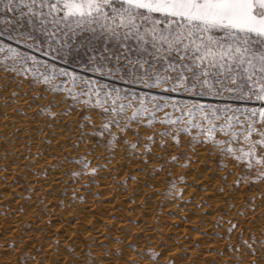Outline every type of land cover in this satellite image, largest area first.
Here are the masks:
<instances>
[{"label":"rangeland","instance_id":"374dc122","mask_svg":"<svg viewBox=\"0 0 264 264\" xmlns=\"http://www.w3.org/2000/svg\"><path fill=\"white\" fill-rule=\"evenodd\" d=\"M26 11V8H20L15 13V19L19 20L20 12ZM13 18V13L6 12L3 8V0H0V47L4 49L0 51L2 83L13 85L10 92L12 96L16 91L20 92V88H24V94L28 95L30 105L39 119L49 123L57 117L60 126H65L62 128L75 127L72 132L73 137L68 141L69 150L60 155H53L51 158L62 167H66L63 173L66 179L63 178L62 185L53 184L50 189L40 192L38 200L34 202L37 204L38 214L43 215V219L47 223H55L48 217V202L56 208H62L64 204L67 206L70 204V208H78L84 205V200L88 199L90 194L96 203L105 202L106 200L101 199L99 194L102 190L98 189V180L100 173L104 168L106 169V162L109 163L117 156L116 160H122L123 166L121 170H118L119 173L113 171L109 175V178H113L115 188L118 189L117 193H113V197L116 198L119 194H124L130 204L128 209L132 211L130 208L134 206L142 213L137 218H127V222L131 225L137 226L146 216L149 218L151 215L150 218L152 217L151 219L155 221L162 218L163 225H171L178 230L182 227V229L186 228L187 232L194 234V238L206 240L209 245H212L217 239L234 238V247L226 246L219 252L217 251L219 254L224 251L227 252L224 254H232L231 248L238 247L250 256L252 253L248 245H252L257 251L261 250L262 238H264V203L259 202L262 207L260 206L256 217L261 222L259 225L261 228L258 226L257 231L252 232L246 229L244 231L247 233L244 234V231L242 233L239 230L240 228H234L229 223L236 220L235 218H239L238 216L242 218L246 212L252 211L255 201L258 202L261 199L264 201V179H256L259 172L264 170V165L257 163V158L264 157V144L259 143L264 138L261 136V133H264V120H261L258 111L264 109V101L257 100L255 96L249 99L239 92L229 93L226 91L219 96H193L190 93L165 90L163 87H146L144 84L134 82L131 77L121 80L116 78L119 73L105 75L95 72L91 70L88 57L84 54L83 49L74 47L71 55L65 54L67 46L64 50L60 47L64 38L51 23L42 24L41 17H36L33 23H29L28 17L25 16L19 23L14 24L12 23ZM49 21H51V17H49ZM58 24L60 29H64L62 22L58 21ZM53 31H55V36L50 37V33ZM68 35L71 36V32ZM75 42L76 38H73L69 44L74 45ZM9 45L16 50L19 54L18 57L8 51ZM113 47H118V44H113ZM21 58L26 63H21ZM13 68L16 69L15 72L12 71ZM45 77L49 78L48 84L44 83ZM36 96H39L40 99H35ZM169 97L172 99H167ZM141 98L143 99L141 100ZM173 103L181 106L185 104L190 106L192 103L202 104L205 106L204 110L208 112L211 110L207 106L211 105L217 109L216 116L219 118L213 117L210 121H204L199 112L189 117L186 112L182 114L181 110L174 109ZM49 108L52 112L57 113L54 118L49 114ZM113 108L116 111H112ZM17 112L20 111L17 110ZM166 113L169 115L166 116ZM178 117H182L178 124L163 122L166 119L175 121ZM106 122H113L110 132L115 134V140L109 130L102 129L101 126ZM116 122H119L123 131L117 129ZM48 123L45 128L49 132L52 127ZM226 123L231 124L230 129L223 127ZM213 124L215 128L212 130V136L209 137L208 131ZM185 128L188 130L185 131ZM98 131H104V137L94 135ZM164 132L178 135L180 137L179 147L175 146L170 135L162 136ZM149 136L154 137L156 144L162 139L166 143L163 149L152 146L151 153L147 157L148 163L143 164L142 160L145 157L142 154L145 152L144 146L149 144L147 140ZM245 137H249V139H245ZM217 142L222 143L218 144ZM131 143H136L137 148L133 149ZM253 144L255 145V154L252 157L253 167L249 169L246 166L247 157L241 160H236L235 157L243 156V153L248 152ZM228 148H231L232 151L223 150ZM114 149L119 151L115 152V155L113 154ZM95 150L100 153H96ZM177 153L181 157L179 162H171L168 157ZM85 154H88L87 158L92 161L93 166H100L96 182L87 188L81 187L83 180L87 179L86 176L83 180L72 176V171L79 168V165L74 161ZM118 156H121L122 159ZM154 157L160 158L155 160ZM160 164L164 165L163 170L157 167ZM238 176L242 182L236 185L233 182ZM204 178L207 180V186L210 187L211 196H205ZM0 179L2 180V177ZM128 181L131 183L130 188L127 187ZM4 185L6 190L9 182H5ZM1 190L0 194H2ZM77 190L84 191L77 193ZM19 191L21 197L30 198L31 189L27 182L23 181ZM11 193L12 196L18 195L14 191ZM46 196L50 200H46ZM235 198L240 204L238 203L239 205L232 208L233 202L231 201H234ZM213 199L216 206L212 212H207V218L204 216L206 218L204 219L203 209L206 206L210 207L214 202ZM6 206L7 203L0 198L1 211ZM122 207V205H115L116 209ZM183 210L188 211V215H180L179 213ZM92 212L94 213V211L90 213ZM242 212L244 213L242 214ZM231 216L235 217L232 219ZM191 219H195L197 224H191L193 222ZM176 221L178 222L176 223ZM69 227H71L70 231L74 230L72 240L76 239L78 243L72 244L70 240L69 243H62L56 249L54 244L50 245L51 247H43V249L40 247L42 250L52 248V250H48V253H42L43 251L38 249L37 243H35L32 248L33 252L23 251L15 256L17 261L15 262L31 264L29 260L36 259L35 261L39 264H71V262L72 264H104L102 259L94 257L89 252L91 247L99 250L102 257H107L108 248L112 247L110 251L112 256L116 257L115 264H133V262L135 264H171L170 261L181 262V260L194 259L191 248L178 244V241H174L172 238H169L170 246L165 245L161 250L157 249L155 247L157 244H154L153 240L155 239L153 232L157 230L156 228L145 230L144 233L138 232L136 228L130 230V227L118 226L114 230L112 227H108L104 236L108 241L113 242V245L110 246L106 241H97L87 233H83L79 226L68 225L67 228L70 229ZM29 228L33 227L27 226L25 231ZM85 228L90 229V226ZM33 230L37 233L42 232L41 228L39 230L33 228ZM113 230L117 232L112 233ZM120 234L121 241L119 240ZM147 234L150 238L152 235L153 239L150 240ZM192 238L191 235L189 237L192 240L191 245L197 247V240ZM48 241L49 238L44 236L40 243L42 245ZM244 241H248V245ZM158 244L162 245L161 242ZM78 250L81 257L77 255ZM164 251L165 253H163ZM153 253L156 255H152ZM204 258L207 260L206 264H222L221 261L217 263L209 257Z\"/></svg>","mask_w":264,"mask_h":264},{"label":"snow or ice","instance_id":"6c2138e0","mask_svg":"<svg viewBox=\"0 0 264 264\" xmlns=\"http://www.w3.org/2000/svg\"><path fill=\"white\" fill-rule=\"evenodd\" d=\"M3 8L13 13L14 24L25 16L29 23H33L36 17L42 18V24L51 23L64 38L60 47L64 50L67 46L65 54L71 55L74 47L83 49L92 71L105 75L119 73L116 78L121 80L131 77L146 87H163L193 96H219L226 91L264 101V0H39V4L38 0H3ZM20 8L27 11L20 12L17 20L15 13ZM58 21L64 24V29L59 28ZM54 36L55 31L50 33V37ZM73 38H76L75 44H69ZM113 44L118 47L114 48ZM3 50L0 47V51ZM8 51L19 56L10 45ZM20 62L26 63L22 58ZM49 82L45 77L44 83ZM34 98L40 99L39 96ZM172 107L181 110L182 114L186 112L189 117L199 112L204 121L219 118L217 109L211 105L207 106L211 112L196 103L190 106L173 103ZM111 110L116 111L115 108ZM48 111L52 117L57 115L50 108ZM258 111L264 120V109ZM181 119L163 122L178 124ZM112 123L106 122L101 127L110 132ZM115 126L123 131L119 122ZM223 127L230 129L231 124L226 123ZM214 128L213 124L208 131L209 137ZM110 134L115 140V134ZM94 135L104 137V131ZM167 135L179 147L180 137L174 133H162V136ZM261 136L264 137V133ZM147 140L149 144L144 146L143 164L148 163L152 146L164 148L166 143L162 139L156 144L153 136ZM259 143L264 144V138ZM131 147L136 149L137 144L131 143ZM223 150L232 151L231 148ZM254 154L253 144L248 152L235 159L247 157L246 166L251 169ZM87 157L85 154L77 158L74 162L79 168L72 171V176L79 180L87 177L81 185L83 188L96 182L100 167L93 166ZM180 158L179 153L168 157L173 163H178ZM257 163L264 165V157L257 158ZM157 167L163 170L164 165ZM256 179H264V170ZM241 182L238 176L233 183L238 185ZM244 243L248 245V241ZM248 247L255 256L257 249L252 245ZM261 254L264 255V238ZM250 264H257V261L253 259Z\"/></svg>","mask_w":264,"mask_h":264},{"label":"bare ground","instance_id":"6f19581e","mask_svg":"<svg viewBox=\"0 0 264 264\" xmlns=\"http://www.w3.org/2000/svg\"><path fill=\"white\" fill-rule=\"evenodd\" d=\"M12 86L13 85H11L10 83L9 84L2 83L0 76V177H2V180L0 179V190L2 189L1 190L2 194H0V198H2V200L7 203V206L6 208H4V210L1 211V207H0V264H17L16 263L17 261L15 260V256H18V254L22 253L23 251H27L28 253L33 252L32 248L35 246V243H37L38 249L41 248L43 249V247L46 246L51 247L53 246L52 244L55 245L54 247L56 249L59 248V246L62 243H69L70 240L72 244H74L75 242H77L76 239L72 240L74 230L70 231L71 227H69L70 229H68L67 228L68 225L70 226L72 225L73 227L79 226L82 229L81 231H83V233H87L88 236L94 238L97 241H106L108 244H110V246L113 245V242L108 241L106 236H104L108 227H112L114 230L118 226L130 227V230L136 228L138 232L139 231L144 232L145 230H151L152 228H156L157 230L155 232L152 231L155 234L153 236L155 239L152 238V235L151 238L154 240V244H157L155 246L157 249L160 248L159 250H161L162 247L165 245L170 246L169 238H172V240L174 239V241L177 240L178 244L180 243V245L181 244L186 245L187 248H191V250H193L191 254L193 253L192 255L194 259L190 258L192 260H183V261L181 260V262L170 261L171 264H206L207 260L204 257H209L217 263L221 261L222 264H250V262L253 259L257 261V264H264V255L261 254V250L257 251L255 256L253 255L248 256L247 253L244 252L241 248L240 249L238 247L233 248L234 238L232 237L225 239H217L216 237L217 240H214V243L212 245H209L206 243V240H204L205 241L204 242L202 239L194 238L195 237L193 236L194 234L191 232H187L185 227H184L185 229H182L183 228L182 227L181 229L179 228L178 230L172 227L171 225L170 226L163 225L162 218L160 220L155 221L151 219L152 217L150 218L151 215L149 216V218L146 216L143 219V221L140 222L139 225L137 226H133L131 225V223H128L127 222L128 217L137 218L142 213H140V210H137V208L134 206L130 208L132 211L128 209L130 204L128 203L127 199H125L126 196L124 194H122L124 195L122 196L121 194L118 193L119 195L117 197L119 198L113 197V193L115 192L117 193L118 189L115 188V183L112 181L113 178L112 179L109 178V175L113 171L115 172L117 171V173H119L118 170H121L123 166L122 160L120 161L119 159L116 160L117 156L116 158L113 157L115 159H113L109 163L106 162V169L104 168V170L100 173V177L98 180L99 181L98 189L102 190L101 192H99V194L101 195L100 196L101 199L106 200L105 202L96 203L93 197H91L92 194H90L91 196L88 199L84 200L83 202L84 205L83 206L81 205L78 208H70L69 206L70 204H68V206L64 204L62 208H56L48 202L47 203L48 217L50 220H54V222L57 224L55 225V223H47L43 219V215L41 216L40 214H38L37 204H35L34 202L38 200V195L40 194V192L50 189L53 184H61L62 181L66 179L64 178L63 175L66 167L65 168L62 167L61 164L54 162L51 158L53 155H60L64 151L69 150L68 141L73 137L72 132H74L75 127L72 126L70 129L69 128L64 129L62 128L64 125L62 127L60 126L59 119L57 117L56 118L53 117L54 119H52L49 123L47 122L52 127V129L49 130L48 132V130H46L45 128L47 127V123L44 120L39 119L35 115L32 109V105H30L31 103L29 102L30 99H28V95L24 94L23 91L24 88L23 89L20 88V92L15 90L16 92L15 94H13L14 96H12L10 94L11 89L13 88ZM30 97L31 96H29V98ZM17 110H19L20 112H17ZM117 151H115L114 149L113 154ZM95 157L97 158V156ZM118 157L121 158V156ZM23 181L27 182L28 185L30 186L31 189L30 198L25 199L24 197H21V194H19L20 192L19 187L23 183ZM5 182H9V185L7 186L6 190L4 185ZM203 182L206 186L205 187L206 189L204 188L205 196L206 197L207 195L211 196L212 193L210 191V187L207 186L208 184L205 178ZM127 184H128L127 187H129L131 183L128 181ZM64 185H66L65 182ZM11 191L18 193L20 197L18 195L12 196V193L10 194ZM83 191L77 190V193H82ZM43 200L45 199L43 198ZM46 200H50V198L47 197ZM233 200L234 201H231L233 202L231 206L232 208L240 204L236 198ZM215 201H217L216 198ZM215 201L211 204L212 206L210 205V207L208 208L206 206L203 209V217L205 216L207 218V212L208 211L212 212L214 210L216 206ZM260 201L264 203L262 199L259 200L258 202L255 201L253 210L250 212L245 211L246 213L244 217L241 218L240 216H238L239 218H235L236 220H232L231 222L229 221L230 222L229 224H231L230 226L234 228H240L239 230L241 232L246 229L252 232L255 230L257 231V228L261 223L259 222L260 221L259 218L257 219L256 217L257 212L260 210L259 208L262 205L261 203L259 204ZM115 205H122L123 207L121 209H116ZM91 211H94V213L93 212L90 213ZM187 212L188 211L183 210L179 214L188 215ZM243 213L244 212H242V214ZM205 217L204 219H206ZM231 217L233 219L235 216L234 217L231 216ZM156 219H158V217H156ZM191 221H193L191 224L193 225L197 224V221H195V219L194 220L191 219ZM67 222L68 224H66ZM177 222L178 221H176V223ZM88 225L90 226V229L85 228ZM27 226L37 228L38 230L39 228H41L42 232L39 231H38L39 233H37L36 231L34 232L35 229L33 230V228L31 229L29 228V230L27 229V231H25ZM203 226L205 227V225ZM114 230L112 231V233L117 232ZM245 232L246 231H244V234ZM169 233H174V234L169 235ZM191 235L193 237L192 238L193 240L195 241L197 240L196 241L197 247H195V245L194 246L191 245L192 240L189 239ZM44 236H47L49 238V241L46 244L41 245L40 240ZM119 238H120L119 240L121 241L122 240L121 234ZM160 242L162 245L158 244ZM80 244L81 242L79 243V245ZM226 246H229V248L233 246L231 248L232 254H224L227 253L225 251L224 253H220V254L217 253V251L219 252ZM42 249H41V251H43L42 253L45 252L48 253L50 250H52V248L51 249L45 248L44 250ZM110 249H112V247L108 248V253H106L108 254L107 257L106 256L102 257L100 255V252H98L99 250L97 251L96 248L93 247H91V251L89 252H91L94 257H98V259H102L104 264H113L116 261L115 260L116 257L112 256ZM168 250L170 251V248ZM79 252L80 251L78 250L77 255L81 257ZM163 253H165V251ZM204 259L206 260V262L204 261ZM29 261L31 264H39V262L36 261L35 262L32 260Z\"/></svg>","mask_w":264,"mask_h":264}]
</instances>
